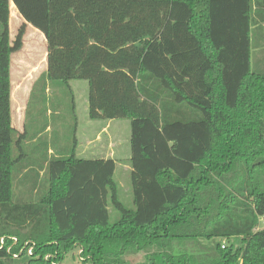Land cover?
<instances>
[{
  "label": "trees",
  "instance_id": "1",
  "mask_svg": "<svg viewBox=\"0 0 264 264\" xmlns=\"http://www.w3.org/2000/svg\"><path fill=\"white\" fill-rule=\"evenodd\" d=\"M28 26L46 39L42 77L86 81L91 120L130 123L134 209L111 159L48 148L39 170L15 175L26 131L12 124L11 62ZM46 173L48 191L26 199ZM261 221L264 0H0V264H61L74 250L90 264L139 252L141 264H264Z\"/></svg>",
  "mask_w": 264,
  "mask_h": 264
},
{
  "label": "rangeland",
  "instance_id": "2",
  "mask_svg": "<svg viewBox=\"0 0 264 264\" xmlns=\"http://www.w3.org/2000/svg\"><path fill=\"white\" fill-rule=\"evenodd\" d=\"M22 24L23 19L16 9L13 8L10 23L12 40L15 39ZM45 45L46 43H44L41 34L36 32L31 26L27 28L23 50L12 56V118H14L15 123L18 120L20 121L19 125L20 127L22 126L21 133L26 131V140L22 145L25 157L15 167L16 176L19 170L24 167L31 166L39 170L48 156V148L60 156H62L64 150L73 149L71 141L73 140L72 135L75 122L74 109L83 102L84 89L88 94L89 87L86 81H71L68 86L60 81H49L47 77L40 76L45 68L44 59L47 52ZM25 107L26 110L24 111V119L22 121L23 108ZM49 109L51 111L58 109L62 114L61 117L55 115L50 117L47 114ZM125 122L127 128L124 133L127 136L131 128L130 123L128 121ZM15 123L13 122L14 128L18 129ZM47 127H51V129L46 131ZM58 128H63L64 132L62 136ZM15 157H20L18 150H16ZM125 165L127 164L123 159L122 162L118 163L115 181L119 187L120 201L127 209H134L130 178L131 171H128ZM34 172L35 170L32 171V174ZM23 175L25 176L24 172L19 177H23ZM41 182L45 186L41 187L39 195L28 196L30 193L28 194L29 191H27L26 199L31 197L32 199L40 198L48 191L49 181L47 173L44 177H41ZM16 183L15 185H17ZM25 188L28 190L29 186L27 185ZM120 218L121 214L111 208V224L117 223ZM260 226V228H263L262 222ZM215 242H218V240H215ZM230 243L236 244L237 242L233 239L223 241V244ZM144 262H146V252L130 253L123 258L124 264H141ZM61 264L90 263L83 262L79 257V251L74 250L64 257Z\"/></svg>",
  "mask_w": 264,
  "mask_h": 264
},
{
  "label": "crops",
  "instance_id": "3",
  "mask_svg": "<svg viewBox=\"0 0 264 264\" xmlns=\"http://www.w3.org/2000/svg\"><path fill=\"white\" fill-rule=\"evenodd\" d=\"M15 7V6H14ZM12 7H11V15H12ZM16 9V8H15ZM17 11V10H16ZM18 13V11H17ZM19 14V13H18ZM11 23V19H10ZM31 26H28V28ZM35 29V28H34ZM36 32L40 33L43 37L44 43H46L45 36L35 29ZM47 49V43H46ZM23 50V49H22ZM21 52V51H20ZM44 70L41 72L40 76L44 74L47 69V52L44 59ZM12 69V62H11ZM12 81V78H11ZM31 89V88H30ZM30 91V90H29ZM13 92V89H12ZM85 95H83V102L80 106H76L74 109V132H73V140L71 141L73 144V149L75 151V155L78 159L84 160H113L116 163V166L119 162H122V159L126 161L125 168L128 171H131V166L128 165L130 163L131 158V147H130V138H131V130H129V134L125 136V130L127 128L126 122L121 120H91L89 118V89L88 94L84 89ZM13 102V98H12ZM26 107L23 108V115L21 120L24 119V111ZM80 110V111H79ZM47 114L51 117L53 115L57 117H61V112L57 109L56 111H51L50 109L47 111ZM14 118H12V124ZM18 129L17 131L21 132L22 126L20 127V121L18 120L16 123ZM14 127V124H13ZM21 128V129H20ZM51 129V127H47L46 131ZM60 135H63V128H58ZM104 136H106L104 138ZM70 146V145H69ZM72 150V149H71ZM69 150H64L62 153L67 156ZM49 155H53L55 157H59V154L54 153L52 149H49ZM119 161V162H118ZM116 173V172H115ZM263 223V221H261ZM264 227V226H263ZM262 229V228H261Z\"/></svg>",
  "mask_w": 264,
  "mask_h": 264
},
{
  "label": "built area",
  "instance_id": "4",
  "mask_svg": "<svg viewBox=\"0 0 264 264\" xmlns=\"http://www.w3.org/2000/svg\"><path fill=\"white\" fill-rule=\"evenodd\" d=\"M1 244H3V239L1 240ZM28 254L32 255V247L28 250ZM14 257L17 258L18 256L15 255Z\"/></svg>",
  "mask_w": 264,
  "mask_h": 264
}]
</instances>
